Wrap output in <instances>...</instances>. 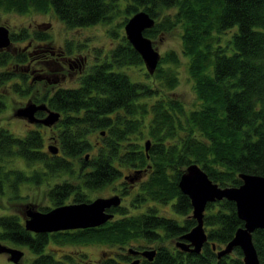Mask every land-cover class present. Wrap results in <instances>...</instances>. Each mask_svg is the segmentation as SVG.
<instances>
[{
  "label": "trees",
  "instance_id": "16d2710c",
  "mask_svg": "<svg viewBox=\"0 0 264 264\" xmlns=\"http://www.w3.org/2000/svg\"><path fill=\"white\" fill-rule=\"evenodd\" d=\"M0 9L21 14L55 13L70 29L111 22L113 13L121 10L117 0H0ZM169 9L175 12H167ZM141 10L156 20L143 32L148 38L176 25L183 28L182 53L190 59L187 69L195 80L201 107L186 111L180 101L162 98L150 103L148 99L158 96L156 88L133 81L119 70L143 63L125 36L106 58L93 63L78 86L47 88L42 94L30 86L24 73L26 67L17 72V67L30 57L26 51L0 50V67L4 68L0 71V86L12 81L13 92L23 97L33 92L36 104L45 103L50 110L61 113V119L48 128L59 149L56 154L45 149V131L32 128L24 136H15L0 126L1 195H7L8 190L17 194L24 181L41 184L55 175L64 178L65 187L57 195L48 191L54 206L62 204L71 190L74 201L84 202L89 201L85 188L105 187L120 176L122 169L151 167L149 177L141 182L134 196L136 201H171L176 212L187 215L192 205L189 196L180 191L178 180L190 163H198L220 186L240 185V172L264 176V0H129L121 11L131 16ZM224 31L226 37L222 36ZM15 35L20 37L12 41L35 36L36 40H48L50 36L45 31H36L34 36L26 32ZM168 58L179 62L172 51ZM160 60L166 61L165 57ZM155 71L151 75L157 86L163 82H168L169 87L177 84L174 73L169 70L166 74L159 63ZM5 96L0 93V113L6 108ZM43 111L36 115L43 117ZM96 131L97 139L92 142ZM136 134V139L151 140L148 154L132 140ZM16 158L36 163L33 172L27 175L10 166ZM235 205L227 199L207 203L203 223L208 240L202 252L186 264H244L239 247L219 259L211 246H223L244 225ZM38 209L45 211L47 207ZM148 215L117 219L101 227L33 233L25 229L20 215L0 214V241L27 245L34 255L30 264H91L85 252L78 258L72 255V260L71 254L58 257L53 251H45V247L49 242H123L132 233L147 235V228L158 226L181 231L174 219L158 215L155 208ZM194 223V219H185L182 230L190 229ZM252 234L258 258L264 264V229H255Z\"/></svg>",
  "mask_w": 264,
  "mask_h": 264
},
{
  "label": "rangeland",
  "instance_id": "374dc122",
  "mask_svg": "<svg viewBox=\"0 0 264 264\" xmlns=\"http://www.w3.org/2000/svg\"><path fill=\"white\" fill-rule=\"evenodd\" d=\"M129 0H117V7L123 9L124 5ZM120 4V5H119ZM121 6V7H120ZM120 10V9H119ZM116 11V13H113V17L111 19V22H101L96 23L95 25L87 26L86 27H75V28H67L65 23H62L57 17L55 16V13L52 15L51 13H42L38 11H31L28 13H18L13 11H4L0 9V24H6L10 26L11 29V36L12 38L16 37L15 34H21L24 35L25 32L28 33V35L34 36V33L36 31H45L46 34H49V38L47 40L48 45H51L52 48L55 50V54L53 55H46L43 52H39L38 54L35 51V47H40L39 44L35 46L37 43L36 39L32 40V38H27L24 40H14L11 44V49H14V47L24 48L27 47L28 42L31 41V44H33L32 49L30 50V56L29 59H48V62L55 60L57 57H61L58 55L59 53H64L67 57L71 56L74 53L77 55V65H75L74 72H67L65 73L64 78L65 80H62L59 78L60 82L57 81L56 84H48L45 80L37 81L33 80L32 82H29L30 86H33L36 93L42 94L44 89H55L57 87H64V88H71L77 86V81L80 69L79 66L83 65V70L86 72L87 70H90V67L93 65V63L97 60H100V58H106L108 53L110 54V50L114 48L118 43H120V40L122 39V36H125L126 31H124V22L130 17L128 13L125 11ZM167 12H170L171 14L175 12L173 9H169ZM133 15V14H132ZM54 16V17H53ZM56 18V19H55ZM155 24V23H154ZM41 25V26H40ZM40 26V27H38ZM41 29V30H39ZM183 28H181L180 25H176L173 29H170V31H163L160 33L157 37L150 38L152 40V45L156 50L159 52V64L162 65L164 70H166V74L169 72H173L174 75L177 77V84H175L173 87H169V85L166 82H163L160 84V86H157L154 82V78L151 74L155 73V69L150 71L146 65L145 62L136 65H130V66H122L119 69L121 72L129 74V77L133 81H143L144 83H149L153 88H156V92L158 96H155L148 101L154 102L157 98H162L164 100L173 99L180 101L183 103L182 105L185 107L186 111L191 109H198L201 107V101L196 95V90L194 89V79L189 76V71L187 69L188 62L190 59H188L187 56H185L182 53V33ZM20 32V33H19ZM231 30L228 31L230 33ZM115 33V34H113ZM227 31L222 33V36H227ZM17 37H20L18 35ZM36 37V36H35ZM34 37V38H35ZM30 45V44H29ZM10 47V46H9ZM36 47V48H37ZM38 49V48H37ZM176 55V57L179 59V62L173 63L170 58H168V53L171 52ZM165 57L166 61L161 62V58ZM28 59V62L30 60ZM33 63H36L33 62ZM27 65V63H24ZM44 64V63H43ZM158 64V63H157ZM15 66V65H13ZM20 66V65H19ZM68 66V65H67ZM86 66V67H85ZM17 67V66H15ZM25 66L17 67L19 68L17 72L20 71V69ZM166 68V69H165ZM169 68V70H168ZM3 67H0V71L3 70ZM82 70V72H83ZM168 70V71H167ZM83 72V73H84ZM147 73V74H146ZM71 77H69V75ZM61 76V75H60ZM62 77V76H61ZM32 78L28 79L31 80ZM158 80V79H156ZM12 81H9V83H6L5 85L0 86V93H5L6 99V108L4 109V112L0 113V126L6 127L11 133H13L15 136H24L30 131L29 129L32 128H38L41 129L43 132L45 131V149L47 150L48 145H55V139H53V136L50 133L51 129H48V126H44L39 123H30L29 119L18 117L15 115V112L18 108L23 107L27 104L28 98L20 96L19 94L13 92L12 87ZM38 88V89H37ZM13 94H12V93ZM33 93V92H32ZM30 93V95H33ZM156 94V95H157ZM53 127V126H52ZM47 130V131H46ZM96 134H92V142L97 139V131ZM52 136V137H51ZM137 134L132 137V140L134 142H139L144 147V141L146 138H137ZM92 154V150L90 151ZM36 164V163H34ZM34 164H27L26 161H23L21 158H16L9 164L10 166H13L15 168L21 169L23 172L27 173V175H30L34 168L32 169V166ZM123 170V169H122ZM128 171V170H123ZM64 178H60L59 176L53 175L49 182L46 180H43V183L41 184L36 182H28L24 181L25 183H22L20 185V188L18 189L17 194H12V191L8 190L7 195H1L0 194V214H8V213H15L20 215V217L23 220L24 217V207L28 203H37L34 204L35 207L38 209L37 205L40 206H47L49 203L47 198L45 197L46 190L52 187L56 182H60L59 180H63ZM68 177L69 181H72V183H75V179ZM147 179V178H146ZM145 179V180H146ZM144 180V181H145ZM64 181V180H63ZM140 188H136V190H132L130 195H128L126 201L123 202V205L129 206L130 201L132 200V195L138 192ZM110 191L107 187L99 189V190H87L86 191V198H92L96 195H102L107 194ZM156 207L159 208H170L168 205L158 204L155 203ZM171 211V209H170ZM163 214L170 217H175L174 214H169L167 212H158V214ZM133 214V213H130ZM23 215V216H22ZM2 246L5 244L7 246H11L14 248H17L19 250H22L24 252L23 257L19 259V262L17 264H30V261L32 258H34V255L30 252V250L27 248V245H21V244H15L12 242H1ZM115 249V245H109L102 244V243H86V244H60L55 242H49L48 246L45 247V251H53L55 254L58 255V257L62 256L63 253L65 254H73L78 258V255L81 252H85L86 259H90L89 263L91 264H97L96 260L99 258L100 255H102L104 252L110 253L112 250ZM78 253V254H77ZM8 253H0V264H15L11 262L9 259Z\"/></svg>",
  "mask_w": 264,
  "mask_h": 264
},
{
  "label": "water",
  "instance_id": "95a60500",
  "mask_svg": "<svg viewBox=\"0 0 264 264\" xmlns=\"http://www.w3.org/2000/svg\"><path fill=\"white\" fill-rule=\"evenodd\" d=\"M124 24V31L132 47L139 52L141 59L146 67L153 72L159 63V51L152 45V40L144 35L146 29L154 25L155 19L144 10L131 15ZM9 27L0 25V49L7 48L11 44L9 36ZM38 110L47 112L44 118L35 117ZM18 117L29 119V122H38L50 126L60 118L58 111L50 110L45 103L35 104L27 103L15 112ZM103 133V132H102ZM144 149L149 150L150 140L144 143ZM48 149L52 153H57L59 149L56 146L49 145ZM87 157V155H86ZM137 170L135 175L138 173ZM127 177V176H126ZM137 179L138 176H134ZM238 177L241 180L240 185L220 186L213 182L208 173H206L198 163H190L182 172L178 180L180 191L189 196L192 207V216L197 223L183 236L188 238L194 245L196 251L201 249L202 243L208 238L203 226L204 210L208 202L227 199L236 203V213L243 221V226L236 229L234 236L228 241L224 248L217 251V256L228 254L233 247H239L244 264H262L253 244L252 236L255 229H264V176L240 172ZM128 178V177H127ZM132 179V180H133ZM120 198L116 195L110 198H95L91 202L69 203L56 206L48 211H39L33 204L25 206L24 227L33 233L54 232L69 229H80L98 226L109 218L112 214L105 213L106 207L118 205ZM216 248L215 245H213ZM0 253H8L9 260L15 264L22 258L23 252L10 246L0 244ZM148 257L151 252L146 251ZM152 255V254H151ZM134 261L129 264H136Z\"/></svg>",
  "mask_w": 264,
  "mask_h": 264
},
{
  "label": "flooded vegetation",
  "instance_id": "af4514ba",
  "mask_svg": "<svg viewBox=\"0 0 264 264\" xmlns=\"http://www.w3.org/2000/svg\"><path fill=\"white\" fill-rule=\"evenodd\" d=\"M3 26H7L9 27V36H11V29L10 26L8 25H4V24H0ZM41 26V25H40ZM38 26V27H40ZM41 30V29H39ZM20 33V32H19ZM32 40H34L35 38L31 37ZM12 39V36H11ZM11 44H12V40ZM37 43L35 44L38 45L40 47H35V51L38 54L39 52H43L46 55H53L55 54V50L52 48L51 45H48L47 40H36ZM11 44L7 47V48H3V49H7L9 50L11 48ZM30 44V45H29ZM33 44H31V41L28 42L27 47L22 48V51H26L28 56H32V54H30V50L32 49ZM0 49V50H3ZM19 47H14L13 52L18 51ZM61 54V55H60ZM72 54L71 56L67 57L66 55H64L63 51L62 53H59L58 55H60L61 57H56L55 60L48 62V59H39V58H35V59H29L30 62H28L27 60V65H23L25 66V70L24 73H26L28 79L32 78L31 80H28L29 82H32L33 80L37 81H42L45 80L48 84H56L57 81L60 82L59 78L62 79L65 76L66 71L69 72H74V67L75 65H77V55L74 53H70ZM36 63H33L35 62ZM44 63V64H43ZM68 65V66H67ZM86 67V66H85ZM80 69V73L78 76V79L80 80L81 77L85 76L86 73L88 72V70L86 72H84V68L83 65L79 66ZM83 70V72H82ZM76 73V72H74ZM62 77H61V76ZM69 77H71L70 74H68ZM66 79V78H65ZM62 79V80H65ZM77 81V85L78 82ZM24 97L28 98V102L27 103H35V101H33L34 96L33 95H25ZM36 104V103H35ZM39 111V110H38ZM45 114L43 116L46 115V111H43ZM37 113V111H36ZM35 113V117L37 118H42V117H38ZM150 148V147H149ZM148 154V152H147ZM77 163V162H75ZM137 170L140 169H136L133 171H121L120 176L111 181L110 183H108L107 185H105V187H107L108 189H110V191L107 194H102V195H96L92 198H87L86 202H91L93 200H95V198H110L112 196L116 195L121 199L118 205H111L109 207H106L105 213L108 214H112V217L109 218L108 220H106L107 223L112 222V221H116L117 219H126L127 217H131V216H137V215H142V214H149L150 210L152 209H157V213L158 212H167L169 214H174L175 217H170V216H166L164 215V213L162 214H158L160 216L163 217H168L171 220L174 219L176 221V227H178V230L181 229V231H177L174 230L173 228H169L166 229L164 226H158V227H151V228H147L148 229V234H141V233H136V234H131L127 239H125V241L123 242H115V243H108L109 245H115V249L116 250H112L110 253V255L107 256L108 253L104 252L102 255L99 256V258L96 260L97 264H108L107 261H113L116 264H129V263H133L134 261H138V263L136 264H169V263H176V264H186L189 260L193 259L194 255H198L202 252L203 250V244L207 241H204L202 243L201 249H199V251L193 250L195 249L194 245L192 244V242L190 240H188V238L184 237L183 235L185 233H187L188 231H190V229L194 228L197 221L195 219L194 216H192V208L189 212V214L185 215V214H181L176 212L172 206V202H167V203H163L160 201H155L154 199H148L147 200H140V201H136V198L134 197L138 192H136L135 194H133L132 200L130 201V205L129 206H125L123 205V202L126 201L128 195H130L132 190H136V188H141L140 184L141 182H143L146 178H148L151 167L150 168H146V169H142L140 171H138V173L135 175V172ZM126 175L128 178L126 179ZM134 176H138L139 178L137 179H133L135 178ZM61 178V177H60ZM133 179V180H132ZM60 182H56L53 183L54 185L52 187H50L49 189H47L45 192V197L48 200V204L47 206H40L38 205L37 207H47L48 211L56 206L62 205L64 204H69V203H80V202H76L73 200V192L69 191V193H67V198L63 201L62 204L59 205H53V203L51 202L50 199H48V191L52 190V194L57 195L59 193V189H62L65 187V181L63 180H59ZM102 187V188H105ZM99 188V189H102ZM86 191L89 190L87 188H85ZM98 189V190H99ZM51 194V195H52ZM85 201V200H84ZM163 204V205H168L170 206V208H159L156 207V204ZM193 207V206H192ZM171 209V211H170ZM40 211H43L41 209H38ZM133 213V214H130ZM25 214V213H24ZM26 215V214H25ZM149 216V215H148ZM194 219L195 223L192 225V227H190V229L188 230H182L184 228V221L185 219ZM106 222L95 226V227H101L103 225L106 224ZM174 225V226H175ZM89 228V227H88ZM143 228V225H142ZM80 229H84V228H80ZM70 230H75V229H70ZM65 231V230H63ZM146 230H143L142 232H144ZM57 232V231H54ZM51 233V232H48ZM146 233V232H145ZM107 243H102V244H107ZM146 251H150V257L147 256ZM71 254V259L73 260ZM223 257V255H222ZM219 259L221 257H218ZM90 260V259H89ZM103 262V263H102Z\"/></svg>",
  "mask_w": 264,
  "mask_h": 264
},
{
  "label": "crops",
  "instance_id": "0c3cea01",
  "mask_svg": "<svg viewBox=\"0 0 264 264\" xmlns=\"http://www.w3.org/2000/svg\"><path fill=\"white\" fill-rule=\"evenodd\" d=\"M78 86V85H77Z\"/></svg>",
  "mask_w": 264,
  "mask_h": 264
}]
</instances>
